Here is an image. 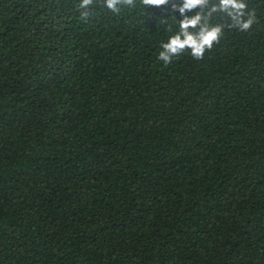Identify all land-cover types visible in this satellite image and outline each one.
<instances>
[{"label": "trees", "instance_id": "obj_1", "mask_svg": "<svg viewBox=\"0 0 264 264\" xmlns=\"http://www.w3.org/2000/svg\"><path fill=\"white\" fill-rule=\"evenodd\" d=\"M79 2L0 0V264H264V0L167 66L179 0Z\"/></svg>", "mask_w": 264, "mask_h": 264}, {"label": "clouds", "instance_id": "obj_2", "mask_svg": "<svg viewBox=\"0 0 264 264\" xmlns=\"http://www.w3.org/2000/svg\"><path fill=\"white\" fill-rule=\"evenodd\" d=\"M93 2L94 0H80L77 5L80 16L85 21L90 16L89 6ZM135 3L136 0H103V6L112 13H119L121 6L134 7ZM169 3L170 0H141L145 10ZM172 7L180 13L182 19L178 21V30L170 34L166 42H160L158 59L165 66L185 52H189L195 60H202L205 53L219 43L225 25L210 23L213 14H224L231 21L228 27H234L241 32L248 31L256 22L255 12L248 11L245 0H216L215 3L211 0H179V5L173 3ZM197 9L195 14H188Z\"/></svg>", "mask_w": 264, "mask_h": 264}]
</instances>
